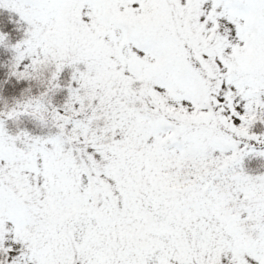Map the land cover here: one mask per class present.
<instances>
[{"label":"snow or ice","instance_id":"1","mask_svg":"<svg viewBox=\"0 0 264 264\" xmlns=\"http://www.w3.org/2000/svg\"><path fill=\"white\" fill-rule=\"evenodd\" d=\"M0 264H264V0H0Z\"/></svg>","mask_w":264,"mask_h":264}]
</instances>
